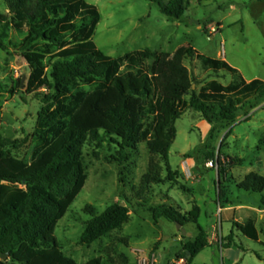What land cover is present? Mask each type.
Wrapping results in <instances>:
<instances>
[{"label": "trees", "instance_id": "obj_1", "mask_svg": "<svg viewBox=\"0 0 264 264\" xmlns=\"http://www.w3.org/2000/svg\"><path fill=\"white\" fill-rule=\"evenodd\" d=\"M151 1L178 21L189 8V0ZM6 2L9 12L0 13V49L9 55L13 49L24 58L30 70L26 94L33 95L43 107L37 114L35 130L26 139L0 135V264H79L64 254L55 230L86 184L83 150L90 140L101 148L107 138L117 139L121 160L127 159L126 151L141 144L161 158L163 164L151 163L142 177L137 192L142 198L154 185L173 180L169 153L177 136L176 122L187 110L202 114L210 123L235 122L240 111L253 109L264 99V81H247L227 61L199 54L192 46L175 54L174 63L195 56L204 69L227 71L234 80L228 85L212 80L196 91L182 76L168 73L160 90L155 75L162 55L150 49L117 58L103 53L93 40L101 14L86 0ZM14 33L22 39L14 40ZM28 141L35 143L30 161L19 155ZM213 160L220 175L226 174L220 156L214 155ZM164 171L167 178H163ZM237 187L263 193L264 176L251 172ZM223 194L220 187V203ZM151 212L155 221L164 218L183 228L191 222L186 214L167 204L153 207ZM190 216L197 217L193 212ZM130 219L128 203H115L87 222L81 243L89 246L121 231ZM232 225L222 247L225 241H232L235 229L260 242L254 219ZM197 228L195 238L183 236L186 242H182L183 251L177 258L186 264H192L210 246L208 231L200 224ZM121 241L127 243V239ZM5 254L8 256L3 259ZM122 258L121 264H128L127 256ZM84 264H102V258Z\"/></svg>", "mask_w": 264, "mask_h": 264}, {"label": "rangeland", "instance_id": "obj_2", "mask_svg": "<svg viewBox=\"0 0 264 264\" xmlns=\"http://www.w3.org/2000/svg\"><path fill=\"white\" fill-rule=\"evenodd\" d=\"M86 1L97 6L101 14L93 40L103 53L117 58L150 49L162 55L155 75L160 90L168 73L182 76L196 91L212 80L224 85L234 80L227 71L204 69L195 56L174 63V55L189 46L199 54L227 61L247 81H264V0H189V8L179 21L167 17L151 0ZM8 12L6 0H0V13ZM13 38L20 41L22 36L14 33ZM11 52L9 55L0 49V135L20 140L35 130L43 104L26 94L29 67L19 52ZM246 112L240 111L235 122L210 123L202 114L187 110L176 122L177 136L169 153L173 180L154 185L142 198L137 195L142 177L151 163L162 165L161 158L141 144L126 151L127 159L121 160L117 139L107 138L101 148L90 140L83 150L86 184L55 230L64 254L79 264L96 257L102 258V264H121L123 255L128 264H137L140 257L147 258L148 264H186L177 258L183 251L182 242H186L177 224L164 218L155 221L151 212V208L167 204L191 220L184 227L187 238L197 236V224L208 231L210 246L192 264H264V222L260 219L263 243L235 229L231 246L228 240L221 246L233 230L232 221H227L229 215L244 222L250 215L246 206L264 207V192L249 193L237 187L251 172L264 176V99ZM34 151L35 143L28 141L19 155L30 161ZM214 155L220 156L226 174L220 175ZM167 176L164 171L163 178ZM115 203H128L129 223L92 245L82 244L87 222ZM231 207L235 210L223 211ZM191 212L197 217L190 216Z\"/></svg>", "mask_w": 264, "mask_h": 264}, {"label": "crops", "instance_id": "obj_3", "mask_svg": "<svg viewBox=\"0 0 264 264\" xmlns=\"http://www.w3.org/2000/svg\"><path fill=\"white\" fill-rule=\"evenodd\" d=\"M232 209H234V208L233 207H231V208H223V211L224 210L225 211H230ZM246 209L248 211H250V215L247 217V219L244 222H246L248 219H254L256 221L257 227H258V220L259 219L264 222V207L262 208V207H255V206H248V207L246 206ZM232 216H234V215H229L228 218H227V221H232V222L236 221V222H239L237 219H232V218H234ZM240 223H243V222H240ZM260 235H261V232H260ZM177 239L179 241H181L179 238H177ZM260 239H261V237H260ZM260 242L263 243L261 240H260ZM227 245H228V247H230L231 246V243H228ZM139 259L140 258L137 259V264H140ZM158 260H161V256L159 254H158Z\"/></svg>", "mask_w": 264, "mask_h": 264}, {"label": "water", "instance_id": "obj_4", "mask_svg": "<svg viewBox=\"0 0 264 264\" xmlns=\"http://www.w3.org/2000/svg\"><path fill=\"white\" fill-rule=\"evenodd\" d=\"M122 205H125V203H123ZM176 224H177V226H178V230H181L182 235L185 237V236L187 235V231H186V229L183 228V227L181 226V224H179V223H176ZM7 256H8V255L5 254V255L2 256V258H3V259H6Z\"/></svg>", "mask_w": 264, "mask_h": 264}, {"label": "built area", "instance_id": "obj_5", "mask_svg": "<svg viewBox=\"0 0 264 264\" xmlns=\"http://www.w3.org/2000/svg\"><path fill=\"white\" fill-rule=\"evenodd\" d=\"M210 165L213 166L214 165V162H211ZM139 262H140V264H148V259L147 258L140 257Z\"/></svg>", "mask_w": 264, "mask_h": 264}]
</instances>
